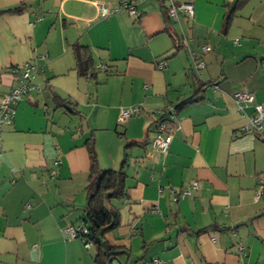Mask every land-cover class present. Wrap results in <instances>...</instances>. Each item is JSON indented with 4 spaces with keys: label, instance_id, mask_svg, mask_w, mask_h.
<instances>
[{
    "label": "crops",
    "instance_id": "obj_1",
    "mask_svg": "<svg viewBox=\"0 0 264 264\" xmlns=\"http://www.w3.org/2000/svg\"><path fill=\"white\" fill-rule=\"evenodd\" d=\"M119 1L0 0V96L17 85L15 67L46 55L41 90L19 103L0 141V264H99L93 245L65 232L85 215L92 136L103 169L127 153L121 224L105 234L125 252L113 264H264V122L262 136L244 133L254 109L240 114L233 98L248 90L264 105V0L228 25L236 0H172L195 10L176 19L170 0L141 1L138 17L99 15V3ZM79 46L93 63L85 75ZM195 94L169 151L153 148L166 109ZM131 106L140 112L120 122Z\"/></svg>",
    "mask_w": 264,
    "mask_h": 264
},
{
    "label": "built area",
    "instance_id": "obj_2",
    "mask_svg": "<svg viewBox=\"0 0 264 264\" xmlns=\"http://www.w3.org/2000/svg\"><path fill=\"white\" fill-rule=\"evenodd\" d=\"M143 0H120L115 6L105 5L103 3L98 4V12L101 17H108L118 12L127 11L130 15L138 17L139 10L138 4ZM169 13L173 19L178 17V11L182 10L188 17H194L195 10L192 3H182L177 6L170 0ZM203 50L208 52L211 50L210 46H204ZM45 59L46 55H41L37 59ZM37 59L28 61L22 66H17L13 69L15 74L17 85L8 93L0 96V141L2 138L4 127L13 123L17 113V107L19 103L24 100L27 94L34 91H40V85L35 81V78L41 67L37 66ZM160 67L166 66V62L159 64ZM193 66L198 76L203 77L201 70L205 68L204 61H196L193 56ZM104 67V66H101ZM233 98L236 103V108L242 115H246V108L252 106L254 114L248 116V122L242 127L244 133L253 134L256 136L263 135V122H264V105L255 102V95L253 92L248 90H238L233 93ZM140 112L139 106H131L122 108L120 113V122H125L131 117L136 116ZM179 128V122L177 119V111L174 106H169L162 120L158 122L156 128V135L153 138L151 144L153 148L167 153L170 149L174 132ZM59 162H55L58 165ZM56 171L53 170L52 174ZM199 188V182L197 180L191 182L180 193L181 197L191 196L192 193ZM264 191V190H263ZM257 194L259 198L260 194ZM65 232L71 238H80L83 240L86 248H90L93 242L90 238L91 229L87 222L82 220L79 224H68L65 227ZM154 264H160L161 260L156 258L153 259Z\"/></svg>",
    "mask_w": 264,
    "mask_h": 264
},
{
    "label": "trees",
    "instance_id": "obj_3",
    "mask_svg": "<svg viewBox=\"0 0 264 264\" xmlns=\"http://www.w3.org/2000/svg\"><path fill=\"white\" fill-rule=\"evenodd\" d=\"M249 0H236L235 5L226 17V25H228L234 13L242 8ZM165 9V7H163ZM167 15L171 18L169 8ZM12 11H21V8H15ZM81 52V63L83 64V74L93 69V63L84 46H79ZM202 97L197 94L185 99L174 108L178 112L181 106L188 103L201 100ZM58 106H66L67 103L60 97H55ZM75 113V109L73 110ZM164 115L161 117L162 120ZM159 120V121H160ZM134 142L126 145L125 151L131 147ZM87 148L91 161L90 177L86 185L87 205L85 207V215L82 220L87 222L91 229L90 238L93 246L96 248L95 259L99 264H113V260L121 253H125L121 247L112 246L106 239L105 234L114 230L121 224L120 207L117 202L127 196L126 194V170L127 153L118 168L103 169L100 167L98 155L95 146V139L92 136L87 141Z\"/></svg>",
    "mask_w": 264,
    "mask_h": 264
},
{
    "label": "rangeland",
    "instance_id": "obj_4",
    "mask_svg": "<svg viewBox=\"0 0 264 264\" xmlns=\"http://www.w3.org/2000/svg\"><path fill=\"white\" fill-rule=\"evenodd\" d=\"M92 252H93V253L95 252V248L92 250Z\"/></svg>",
    "mask_w": 264,
    "mask_h": 264
}]
</instances>
